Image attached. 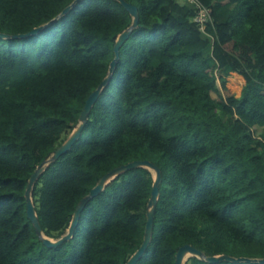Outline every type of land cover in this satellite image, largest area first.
Segmentation results:
<instances>
[{
    "label": "trees",
    "instance_id": "1",
    "mask_svg": "<svg viewBox=\"0 0 264 264\" xmlns=\"http://www.w3.org/2000/svg\"><path fill=\"white\" fill-rule=\"evenodd\" d=\"M74 1L0 0V33H30ZM126 1L139 27L80 139L34 187L44 235L64 236L105 175L151 161L163 181L138 264H176L185 245L264 259V0H195L211 11L205 32L188 0ZM132 24L118 1L84 0L39 35L0 38V264H127L141 247L149 170L110 183L87 204L73 240L55 249L38 237L25 197L36 169L78 129ZM234 74L246 83L239 98H225L217 81L226 89Z\"/></svg>",
    "mask_w": 264,
    "mask_h": 264
},
{
    "label": "water",
    "instance_id": "2",
    "mask_svg": "<svg viewBox=\"0 0 264 264\" xmlns=\"http://www.w3.org/2000/svg\"><path fill=\"white\" fill-rule=\"evenodd\" d=\"M84 0H75L74 3L69 6L59 17L54 19L52 22H50L47 25L38 27L31 31L30 33L23 34V35H16L11 36L8 34L0 33L1 39H12V40H19V39H25L32 36H36L41 34L43 31H45L48 27L56 24L59 19L65 15H67L77 4L83 2ZM120 2L125 9L129 12V14L133 18V24L132 26L122 33L116 43L115 46V59L111 63L109 74L107 78L102 82V84L98 87V89L91 94L89 99L86 102V105L83 109V112L80 116V124L76 131H74L65 141V143L59 147L53 155L46 159L35 171V173L32 175L26 193V201H27V208H28V217L30 221L33 223L34 228L37 232L38 237L42 240L44 245L49 249H55L60 246H62L64 243L69 242L73 240L75 236V232L77 227L79 226V222L81 219V215L83 211L85 210L87 204L92 201L93 199L97 198L103 191L106 189V187L112 183L114 180H116L121 175L137 170V169H146L149 170L154 175V183L151 193V198L148 204V211H147V223L144 233V239L141 247L138 249V251L130 258V260L127 262V264H138V262L144 257L146 252L148 251L152 239H153V233H154V224H155V215H156V209L158 205V201L160 199V186L163 181L162 177V171L159 167H157L155 164H153L151 161H134L127 165H123L121 167H118L105 175L97 184V186L90 192V194L84 198L80 204L78 205L71 225L67 231V233L62 236L60 239L53 240L51 238H48L44 235L42 227L39 222L37 209L33 200V191L36 183L40 179L41 175L45 172L46 168L56 161H58L62 156L70 152L73 148V146L77 143V141L80 139L85 126L88 122L89 116L96 105L97 101L99 100L100 96L102 95L103 91L109 86L111 83L113 76L117 70L119 61H120V51L125 42L129 39L131 34L138 29L139 22H140V14L139 10L136 6L128 3L126 0H116ZM196 257L200 260L206 261L209 264H219L222 262H229V263H259L264 264V259H251V258H235L229 255H219V256H207L202 251L198 250L197 248L193 247L192 245H185L182 248L179 249L177 253V262L176 264H186L188 259Z\"/></svg>",
    "mask_w": 264,
    "mask_h": 264
},
{
    "label": "rangeland",
    "instance_id": "3",
    "mask_svg": "<svg viewBox=\"0 0 264 264\" xmlns=\"http://www.w3.org/2000/svg\"><path fill=\"white\" fill-rule=\"evenodd\" d=\"M243 82H244V79L242 77L234 74L228 78V85L226 89L222 88L220 79L217 81V85H218L220 92L225 98H229L232 96H236L237 98H239L241 95V89L245 85V83L243 84ZM238 90H240V93L237 92ZM154 175L155 173L153 172V176ZM53 240H57V239H53ZM228 255H231L235 258H243V254L240 253L238 250H234V249H231Z\"/></svg>",
    "mask_w": 264,
    "mask_h": 264
},
{
    "label": "built area",
    "instance_id": "4",
    "mask_svg": "<svg viewBox=\"0 0 264 264\" xmlns=\"http://www.w3.org/2000/svg\"><path fill=\"white\" fill-rule=\"evenodd\" d=\"M191 4H194L198 9L197 16L194 21L200 26L202 32L206 31V26L211 21V11L209 9L201 7L195 0H188Z\"/></svg>",
    "mask_w": 264,
    "mask_h": 264
},
{
    "label": "bare ground",
    "instance_id": "5",
    "mask_svg": "<svg viewBox=\"0 0 264 264\" xmlns=\"http://www.w3.org/2000/svg\"><path fill=\"white\" fill-rule=\"evenodd\" d=\"M241 77V76H240Z\"/></svg>",
    "mask_w": 264,
    "mask_h": 264
},
{
    "label": "clouds",
    "instance_id": "6",
    "mask_svg": "<svg viewBox=\"0 0 264 264\" xmlns=\"http://www.w3.org/2000/svg\"><path fill=\"white\" fill-rule=\"evenodd\" d=\"M246 83V82H245Z\"/></svg>",
    "mask_w": 264,
    "mask_h": 264
}]
</instances>
